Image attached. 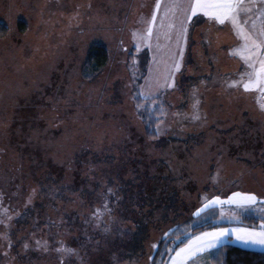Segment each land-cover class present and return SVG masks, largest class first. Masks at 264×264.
Wrapping results in <instances>:
<instances>
[{"label": "rangeland", "instance_id": "1", "mask_svg": "<svg viewBox=\"0 0 264 264\" xmlns=\"http://www.w3.org/2000/svg\"><path fill=\"white\" fill-rule=\"evenodd\" d=\"M189 3L0 0V264H153L201 213L264 227V100L229 87L252 71L241 55L264 60V5L253 0L239 36L200 12L182 25ZM95 45L109 64L87 80Z\"/></svg>", "mask_w": 264, "mask_h": 264}, {"label": "snow or ice", "instance_id": "2", "mask_svg": "<svg viewBox=\"0 0 264 264\" xmlns=\"http://www.w3.org/2000/svg\"><path fill=\"white\" fill-rule=\"evenodd\" d=\"M261 4L264 5V0H261ZM253 0H191V3L184 6V10L186 13H190L187 15L186 21L182 22V25H186L187 21H190L193 16H196L198 12L202 13L204 16H207L210 20H214L218 24H225V22H228L234 30L237 31V34L239 36H243V28L242 24H247L249 17L247 13L251 12L252 8L254 7ZM157 9H159L160 5H156ZM173 7H181V5L176 4L173 5ZM261 15H264V7L261 8ZM155 19V18H153ZM187 32V27H182V33ZM148 34H151V30L149 29ZM135 35V34H133ZM261 35H264V30L261 31ZM249 37H245V39H248ZM244 49L248 48V45L245 44ZM257 49H259L260 45H256ZM232 55H241V52L239 50H233L231 53ZM178 57L183 56V50L181 49L178 53L175 54ZM241 58L245 61V63L248 65L249 68L252 69L251 72H245L239 81H235L232 84L229 85V87H238L242 86L244 91H253L258 89L261 93V100H264V60H261L259 63L261 64V67L257 69L253 63H249L248 57H244L241 55ZM180 70V62L179 59H177L174 64L172 70L169 72V75L165 77V82L161 87H168L172 88L175 86L174 84V75L175 72H178ZM247 76L248 81L244 82V77ZM254 78V79H253ZM259 102V101H258ZM198 103V102H197ZM260 109L264 111V103L259 104ZM195 107V105H194ZM193 119H199V115H194L192 117ZM162 123V122H161ZM161 134V128L160 125L157 124L156 130L154 132L155 137H159ZM35 192V190H34ZM241 194L236 193L235 196L239 197ZM244 201H246L249 204H253L257 202V197L255 195H245L242 198ZM29 202H31V198L29 199ZM231 201H222L221 203H228ZM212 203H216V201H213ZM260 203H264V201H260ZM207 207V205H206ZM105 211L108 210V206L104 205ZM5 213L7 212V209H4ZM96 217L99 219L102 215V212L100 209H97L95 213ZM2 222V221H0ZM206 235H215V234H206ZM221 236H226L227 232H223L220 234ZM246 237L244 236H237V240H240L241 242L245 244H260L264 245V231L256 233V232H249L246 233ZM4 239H7L5 236ZM197 239H200L199 237ZM219 240H217V243ZM39 243V242H38ZM10 246V244H9ZM215 244L210 245V247H215ZM25 248L28 247L27 244L24 245ZM199 250V249H197ZM58 251H64V249H58ZM67 251L71 252V249H68ZM186 251L185 249H181V252ZM194 254V253H193ZM179 255V253L177 254Z\"/></svg>", "mask_w": 264, "mask_h": 264}, {"label": "trees", "instance_id": "3", "mask_svg": "<svg viewBox=\"0 0 264 264\" xmlns=\"http://www.w3.org/2000/svg\"><path fill=\"white\" fill-rule=\"evenodd\" d=\"M109 52H107L103 46L95 45L91 46L88 49L86 54V64L82 69V76L84 79L91 80L95 76H98V73L108 65L109 61ZM144 127H145V134L148 137L154 136V132L151 130L154 128V124L148 118L145 119ZM155 131V130H154ZM104 155V154H103ZM105 156V155H104ZM83 157V156H82ZM76 164L78 166H87L88 162L85 163L84 160L77 159ZM162 181V180H161ZM206 213H210L207 212ZM205 213H201L197 215L192 223V228L190 231V236L183 238L179 243L175 245L171 241L164 240L158 245L159 251H157L153 258V264H166L169 261L168 253H166V249H170L172 245H174V249H178L179 247L183 246L188 239L194 235L201 234L206 231L220 229L221 227H227L232 225L231 223H223L217 222L219 216L216 213H213L211 216H207L208 218L203 217ZM243 220L236 223L246 227H258L260 219L256 217L254 214H246L241 217ZM197 225V226H195ZM163 248V253L161 254V249ZM175 251V250H174ZM173 251V252H174ZM168 255V256H167ZM203 261L206 264H264V252H252L240 249L238 247H234L230 244H225L219 247L216 250L207 253L203 257Z\"/></svg>", "mask_w": 264, "mask_h": 264}, {"label": "crops", "instance_id": "4", "mask_svg": "<svg viewBox=\"0 0 264 264\" xmlns=\"http://www.w3.org/2000/svg\"><path fill=\"white\" fill-rule=\"evenodd\" d=\"M258 14H256V16H258ZM248 16L252 17V14L248 13ZM260 20L261 21L259 22L262 23V17L260 18ZM249 21L250 22L248 23H250L251 26L250 28H248V31L250 32V30L253 28L252 27L253 26L252 24L254 22L253 18L249 19ZM263 26H264V20H263ZM260 29L264 30V27L261 26ZM262 231H264V227L262 226L246 227V226H242L239 224H236V225L232 224L231 226L221 227L220 229L218 228L215 230L207 231L201 234L200 236L195 237L192 241H190L189 245L191 247L193 246V249L191 250L188 256H184L182 258L171 257L168 260L169 262L166 264H206L204 261H202L204 257L203 255L210 253L211 251L225 244H230V245H233L234 247H238L240 249L247 250V251L264 252V245L245 244L241 242L240 240H237V236H244L245 238H247L246 233H249V232L259 233ZM223 232H227V235L221 236L220 234ZM206 234H215V235H206ZM198 237L200 239H197ZM217 240H219L218 243H217ZM212 244H215L216 246L210 247V245ZM199 246H200V249L196 251L195 249L198 248Z\"/></svg>", "mask_w": 264, "mask_h": 264}]
</instances>
